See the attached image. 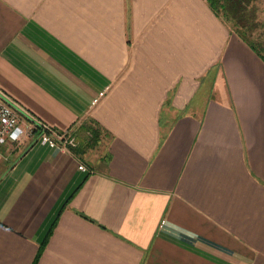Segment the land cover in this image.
<instances>
[{
  "label": "crops",
  "instance_id": "0c3cea01",
  "mask_svg": "<svg viewBox=\"0 0 264 264\" xmlns=\"http://www.w3.org/2000/svg\"><path fill=\"white\" fill-rule=\"evenodd\" d=\"M221 13L0 0V93L76 142L0 148V264H264V61Z\"/></svg>",
  "mask_w": 264,
  "mask_h": 264
},
{
  "label": "built area",
  "instance_id": "2783aa9c",
  "mask_svg": "<svg viewBox=\"0 0 264 264\" xmlns=\"http://www.w3.org/2000/svg\"><path fill=\"white\" fill-rule=\"evenodd\" d=\"M51 133L52 130L46 126L25 122L8 99L0 93V148L25 137L48 148L64 150L67 146H76L74 138L59 136L53 139ZM78 170L82 173L87 172L83 165H79Z\"/></svg>",
  "mask_w": 264,
  "mask_h": 264
},
{
  "label": "trees",
  "instance_id": "16d2710c",
  "mask_svg": "<svg viewBox=\"0 0 264 264\" xmlns=\"http://www.w3.org/2000/svg\"><path fill=\"white\" fill-rule=\"evenodd\" d=\"M249 1L250 0H208V3L213 10L217 12L222 11L224 14L228 15L241 31L247 34L250 30V25L245 19L243 5ZM252 47L260 54L264 61V44L259 42L258 45Z\"/></svg>",
  "mask_w": 264,
  "mask_h": 264
},
{
  "label": "rangeland",
  "instance_id": "374dc122",
  "mask_svg": "<svg viewBox=\"0 0 264 264\" xmlns=\"http://www.w3.org/2000/svg\"><path fill=\"white\" fill-rule=\"evenodd\" d=\"M259 3V6L256 7L254 5L252 9H248V12L246 13V21H248V24L250 25V30L249 32H247L246 36L252 35L251 40L255 45H258L259 42H262L264 44V40L263 38H261L264 34V0H259ZM221 14L224 20L228 23V26H230V28L239 29L236 24H233L234 22L232 21V19H230L229 16L223 13Z\"/></svg>",
  "mask_w": 264,
  "mask_h": 264
}]
</instances>
